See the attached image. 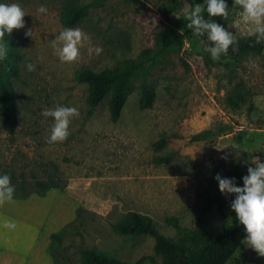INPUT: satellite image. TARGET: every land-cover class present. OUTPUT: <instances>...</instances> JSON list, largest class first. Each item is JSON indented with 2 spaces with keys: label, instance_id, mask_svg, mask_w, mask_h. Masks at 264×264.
Listing matches in <instances>:
<instances>
[{
  "label": "rangeland",
  "instance_id": "374dc122",
  "mask_svg": "<svg viewBox=\"0 0 264 264\" xmlns=\"http://www.w3.org/2000/svg\"><path fill=\"white\" fill-rule=\"evenodd\" d=\"M90 1L0 0L19 4L27 14L24 28L4 36L19 60L17 78L12 79L17 127L9 136L0 125V175L11 177L14 196L34 190L36 182L56 184L28 197L35 213L44 211L35 220L18 210L10 218L5 213L3 222L39 224L40 233L51 226L45 236L64 229L59 242H44L43 248L50 246L54 253L51 264H80L83 250L124 262L159 264L151 237L120 236L112 226L127 212H136L150 218L163 237L178 242L192 232L211 237L223 224L237 222L230 208L232 195L219 192L215 176L227 178L237 168L243 177L255 157L264 162V52L244 54L236 62L213 61L201 43L185 40L179 50L135 72L119 117L111 122L106 99L88 114L79 72L143 60L144 51L157 48L171 21L185 19V6L195 4L104 0L73 27L102 53L90 56L85 47L77 61L61 62L50 43L66 29L59 14L67 3ZM41 5L47 13L37 12ZM240 11L232 2L224 20L236 37L249 35L239 23ZM29 63L34 71L27 70ZM141 84L154 92L152 106L145 110L138 107ZM57 106L75 107L79 116L71 120L64 142L49 143L53 120L41 113ZM44 216L51 225L45 227ZM4 234L0 249L12 240L8 230ZM226 264H264V258L243 241Z\"/></svg>",
  "mask_w": 264,
  "mask_h": 264
},
{
  "label": "trees",
  "instance_id": "16d2710c",
  "mask_svg": "<svg viewBox=\"0 0 264 264\" xmlns=\"http://www.w3.org/2000/svg\"><path fill=\"white\" fill-rule=\"evenodd\" d=\"M104 0H92L88 3H67L59 14V21L65 28H73L85 17L89 9L101 6ZM189 4H203L204 0H185ZM233 0H225L229 9ZM228 9V12H229ZM208 19L207 15H204ZM216 23L224 26L225 18H212ZM186 19H174L171 27L166 28L154 50H145L143 60L130 61L122 68L112 70L101 69L92 71L84 69L79 72L77 80L86 89L85 104L88 107V114L98 107L103 99H106V107L109 120L115 122L130 92V81L139 69L146 62H151L161 58L170 50H179L185 40L201 43L209 49L212 43L207 40L206 35L196 37L193 30L187 27ZM183 31L180 32L181 28ZM237 43L229 48L227 56H221L220 60L236 62L242 55L247 53H263L264 40L257 42L256 36L247 35L236 37ZM235 48V51H233ZM19 56L15 50L9 48L7 57L0 61V125L2 130L9 136L15 133L17 127V112L14 99V89L12 79L17 78V61ZM154 100L152 88L146 84H141L139 88L138 107L140 110L149 109ZM228 102L237 107L235 101L227 99ZM162 140L154 144L159 148ZM227 178H234L236 185L242 187V177L240 171L235 168L229 172ZM56 187L55 183L48 185L40 182L35 183V189L13 198L23 199L30 194H41L48 189ZM235 197L232 195V200ZM234 213V212H232ZM169 224L176 226V221L170 219ZM115 234L120 236H149L153 239V252L159 256V264H226L236 253L241 243L246 239V233L239 222L223 224L220 231L211 237H204L199 232H192L180 238L178 242H172L158 233L156 224L147 216L136 212H127L122 220L112 226ZM52 233L49 235V244L60 241L61 234ZM48 251L54 262V253L49 246ZM264 258V257H262ZM80 264H141L142 260L134 262H124L109 259L106 256L93 250H83L80 253Z\"/></svg>",
  "mask_w": 264,
  "mask_h": 264
},
{
  "label": "clouds",
  "instance_id": "9594fccd",
  "mask_svg": "<svg viewBox=\"0 0 264 264\" xmlns=\"http://www.w3.org/2000/svg\"><path fill=\"white\" fill-rule=\"evenodd\" d=\"M241 9L239 23L248 31L249 35L256 36L257 42L264 40V0H233V7ZM228 5L225 0H204L203 4L195 6L186 5L184 8L187 27L193 30V35L203 37L212 43L208 49L213 61L227 56L230 47L237 43L236 36L224 26L214 21L215 17L227 18ZM48 9L41 5L37 12L44 14ZM208 19H205L204 13ZM27 14L17 3H0V60L7 57L8 46L4 43L5 34L11 35L13 30L25 27L24 17ZM31 30L25 33L30 36ZM54 54L61 62L72 63L81 56V49L87 47L91 56L100 55L101 47L92 46L90 37L80 28H66L51 42ZM235 51V48H233ZM29 72L35 70V65H26ZM44 117L53 120L49 143L64 142L69 136V125L73 118L79 116L75 107L57 106L54 109H46L41 113ZM254 167L247 168V174L242 177L243 186H237L234 178H222L215 176L218 189L221 194L233 195L231 211L235 218L243 226L246 233L244 240L248 247L253 249L259 256L264 257V162L255 157ZM15 187L11 184V177L7 174L0 175V206L13 201ZM4 227L14 228L15 224L5 221Z\"/></svg>",
  "mask_w": 264,
  "mask_h": 264
},
{
  "label": "crops",
  "instance_id": "0c3cea01",
  "mask_svg": "<svg viewBox=\"0 0 264 264\" xmlns=\"http://www.w3.org/2000/svg\"><path fill=\"white\" fill-rule=\"evenodd\" d=\"M33 194L37 195L36 193ZM29 196L23 199L15 198L11 203H5L3 206H0V210H3L2 212H4L3 215L0 214V236H7L4 234L5 230H8L12 235L10 245L5 241V245H8L9 247L0 249V264H51V261L53 263V259L48 251V246L43 248L45 241L48 240L49 244L50 234L48 236H45V234L49 231L51 226H49L50 228L46 229L43 233H40L41 227L39 224L18 225L13 222L15 224L14 228L9 229L4 227L3 221L6 218L5 213L8 218H10V213L20 210L25 213L27 212L34 219L40 215V210L41 213L44 212L41 208L39 212L35 213V209L29 205ZM31 212H33V214H31ZM45 217L46 216H44V224L46 227V225L51 224L45 221ZM7 221H11V219H8ZM31 226L33 227V231H31Z\"/></svg>",
  "mask_w": 264,
  "mask_h": 264
}]
</instances>
